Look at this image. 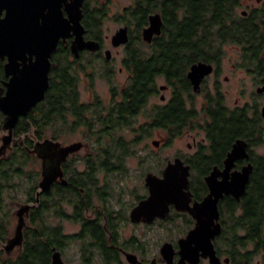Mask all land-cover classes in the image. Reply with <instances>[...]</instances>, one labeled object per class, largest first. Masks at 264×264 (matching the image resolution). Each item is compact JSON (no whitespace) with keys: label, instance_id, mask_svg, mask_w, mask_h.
I'll return each instance as SVG.
<instances>
[{"label":"flooded vegetation","instance_id":"af4514ba","mask_svg":"<svg viewBox=\"0 0 264 264\" xmlns=\"http://www.w3.org/2000/svg\"><path fill=\"white\" fill-rule=\"evenodd\" d=\"M72 1L67 0L62 6L68 19V7ZM145 1L147 10L141 17L137 13L139 0H129L116 10L110 6L112 0H83L80 19L84 27L83 37L85 41H95L96 48L84 47L75 51L76 35L72 30L58 39L49 56V85L45 98L27 115L19 117L13 127L14 138L18 140L0 156V264H23L27 249L34 246L39 255L38 249L43 244L48 247L47 264H52L56 253L65 264H168L162 247L169 240L162 238L154 245V235L160 232L163 236L172 228L175 230V225L170 224L179 222L181 238L196 226L197 218L189 209L209 194L206 177L216 167L225 168V158L217 160L213 150L206 146V133L198 125L201 103L206 99L204 87L207 79L219 72V67L212 63L214 71L204 77L202 89L196 91L188 77L195 62L185 70H170L161 64V68L154 69L148 78L145 91L139 92L135 88L140 71L137 66L150 60L158 62L163 55L160 42L168 43L169 40L163 10L155 4L156 0ZM5 14L6 9L1 16ZM153 14H160L162 31L148 40L144 30L150 25ZM108 19L115 23L110 31L104 27ZM122 28L127 29L128 39L116 44L114 35ZM36 58V53L22 49L17 53L0 54L2 96L12 78ZM146 71L151 73L152 70ZM73 75L77 76L75 102L70 98L63 100L65 109L53 107L47 126L32 127L19 133L21 118L27 117L45 101L48 91L57 89L56 84L63 85L69 93ZM97 77L104 80L103 87L94 84ZM218 81L214 90L209 92L215 91ZM177 100L190 110L186 119L168 115L169 106ZM74 103L82 109L73 110ZM0 112L3 115L1 143L6 115ZM41 118L39 122L46 123L44 114ZM195 128L201 129L204 137L198 141L196 134L192 133L193 143L188 147L195 146L194 151L186 154L179 150L171 157L162 155L163 148ZM46 140L60 142L62 146L73 142L82 144L62 160L61 173L49 188L42 189L44 158L30 150ZM138 144L143 146L136 147ZM16 149H23L30 159L23 167L26 170L30 167L33 171V190L25 191L26 196L22 198L16 191L10 193V189L16 187L17 179L13 178L18 176L10 179L7 159ZM177 159L181 161L179 170L189 166V187L185 189L190 192V195L185 193L189 199L188 209H178L175 204L168 203L165 208L163 201H157L153 193L154 186L164 185L165 173L170 163ZM249 161L248 158H238L232 170L241 169ZM230 196L233 195L224 194L219 200L222 231V201ZM22 203L33 206L20 216L17 210ZM20 218L22 244L13 243ZM179 238L177 243L171 241L175 251L174 264H178L180 257ZM218 255L222 260L229 257L224 253ZM207 262L209 259L202 257L198 264ZM35 264L41 262L37 260Z\"/></svg>","mask_w":264,"mask_h":264},{"label":"trees","instance_id":"16d2710c","mask_svg":"<svg viewBox=\"0 0 264 264\" xmlns=\"http://www.w3.org/2000/svg\"><path fill=\"white\" fill-rule=\"evenodd\" d=\"M241 3L242 0H156L155 4L167 18L166 35L169 40L168 43L160 42L163 55L158 62L150 60L137 66L140 71L135 88L139 92L145 91L148 78L154 69L161 68V64L170 70H185L197 61L219 65L225 54L224 47L228 44L239 48L238 65L247 69L255 83L264 84V0L256 6L247 7V15L239 11ZM144 7H147L146 1L139 0L137 13L141 17L147 10ZM146 70L152 71L148 73ZM76 81L77 76L73 75L69 93L59 84H56L57 89L48 91L46 100L38 104L27 117L21 118L18 132L47 126L53 107L65 109L62 102L69 98L75 102ZM205 93L198 125L206 133V146L221 161L226 158L234 142L243 138L249 143V160L254 164L250 181L241 198L238 200L230 196L222 201L221 220L224 228L214 240L217 251L229 256L231 264H264V118L261 108L258 103L227 105L219 85L214 92L207 90ZM77 109L82 108L74 103L73 110ZM42 114L46 123L39 122ZM189 114L190 110L178 100L168 108L169 117L183 116L186 119ZM2 118L0 112V127ZM204 145L201 147L204 148ZM257 147H262L263 151L259 152ZM22 150L16 149L7 159L9 175L10 179L14 175L29 176L31 183L27 185L26 191H32L33 171L23 167L30 159ZM38 251L39 255L36 248L30 246L22 260L23 264H35L37 260L47 264V245L43 244Z\"/></svg>","mask_w":264,"mask_h":264},{"label":"water","instance_id":"95a60500","mask_svg":"<svg viewBox=\"0 0 264 264\" xmlns=\"http://www.w3.org/2000/svg\"><path fill=\"white\" fill-rule=\"evenodd\" d=\"M67 0H0V54L16 52L22 49L24 52L36 53L37 58L31 64L16 74L9 83L4 96L0 94V110L6 115L3 134L0 143V156L6 153L7 148L17 142L14 138L13 127L21 115L28 112L39 101L45 98L49 85V56L55 50L58 39L70 34L72 30L76 35L74 50L80 48H96L95 41L84 40V27L81 23V5L83 0H73L68 7L70 19L63 14L62 6ZM261 2L262 0H256ZM6 14L2 17L3 11ZM243 15L248 14V9L241 10ZM162 31L160 14L151 16L150 25L145 28L144 36L151 40L154 34ZM116 44L127 41V29L122 28L114 35ZM214 71V65L205 61L195 62L188 77L191 79L196 91L202 89L205 76ZM258 93L264 92V84L257 86ZM264 118V105L261 107ZM6 129V132L4 131ZM81 142H73L62 146L60 142L46 140L30 150L44 158V179L41 182L42 189L49 188L55 177L61 173V162L73 148L81 146ZM11 154V153H10ZM9 154V156H10ZM238 158H250L249 143L243 138H238L225 158V168L219 167L206 177L210 187L209 194L199 204L189 209L197 223L189 233L179 238L178 264H198L202 257L208 258L210 264L230 263V257L224 260L218 255L214 240L222 232V224L219 222V200L224 194H232L240 199L250 181L254 164L249 161L241 169H233ZM176 162V163H175ZM170 163L163 180L162 187L154 186L153 193L157 201H163L165 208L167 203L175 204L178 209H188L189 199L185 191L189 187V166L178 169L180 160ZM163 190V192H162ZM160 192V193H159ZM159 193V194H158ZM158 194V195H157ZM190 198V197H189ZM153 201V199H152ZM157 203V202H155ZM33 206L31 203L19 204L17 213L22 216ZM156 213V210H153ZM169 212V209H168ZM22 219L17 227V235L13 243L22 244ZM162 252L168 264H174V247L172 242H166ZM52 264H65L59 253L54 254Z\"/></svg>","mask_w":264,"mask_h":264},{"label":"rangeland","instance_id":"374dc122","mask_svg":"<svg viewBox=\"0 0 264 264\" xmlns=\"http://www.w3.org/2000/svg\"><path fill=\"white\" fill-rule=\"evenodd\" d=\"M256 0H242V5L238 8L239 11L242 9L247 8V6H256L258 3H256ZM129 0H112L110 6L113 10H116L119 5L122 4H128ZM104 27L106 31H110L115 27L114 20L108 19L104 23ZM225 54L223 56V59L221 63L218 65L219 72L213 75H211L207 79L206 86L204 87V91H212L214 90L215 83L217 84L216 80L218 79V84L221 87V90L225 94V102L227 105L234 106L236 104H246V103H258L259 109L264 105V92L258 93L256 91L257 86L260 85L259 83H255L253 77L251 74L248 73V71H245L238 65V59H239V48L237 46L228 44L224 47ZM96 81L94 84H96V87H103L104 80L100 77L94 78ZM97 89V88H96ZM202 98V96H200ZM203 99V98H202ZM202 106V103H201ZM198 128V125H196ZM196 129V128H195ZM198 131V133H197ZM191 133V134H190ZM189 134H184L179 139L174 140L171 144L167 145L165 148H163L162 155L172 156L175 152H178L179 150H182L183 153H191L195 150V146L192 148L188 147L189 143H193V137L192 133L196 134L197 140L200 141L202 137H204V132L200 129L191 130ZM75 137V136H74ZM144 143V142H143ZM143 144H138L136 147H142ZM257 150L259 152L263 151L262 147H257ZM32 167V166H31ZM30 170V167L29 169ZM13 179H17L16 181V187L14 189H10L11 192L18 193V197L22 198L26 196V187L29 185L30 178L29 176L25 177H14ZM18 181V182H17ZM22 186V187H21ZM179 222L175 224L176 229L172 228V230H169L168 233L162 236V233L158 232L156 235H154V242L153 244L156 245V241L159 239L168 238L169 242L174 241L175 243L178 242L179 234H178V228H179ZM156 249H154V252ZM202 264H210L202 263Z\"/></svg>","mask_w":264,"mask_h":264}]
</instances>
